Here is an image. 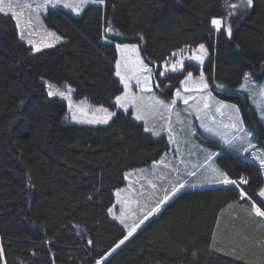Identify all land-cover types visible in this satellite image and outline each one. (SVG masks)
<instances>
[{"label": "trees", "instance_id": "trees-1", "mask_svg": "<svg viewBox=\"0 0 264 264\" xmlns=\"http://www.w3.org/2000/svg\"><path fill=\"white\" fill-rule=\"evenodd\" d=\"M237 2L104 0L77 15L49 8L43 21L62 41L39 51L18 37L11 14L0 13V264H94L125 236L108 213L114 190L127 170L157 160L168 142L113 102L122 91L114 41L137 43L158 67L177 48L203 43L205 77L227 87L214 85L213 92L236 103L264 141L255 109L233 91L247 72L263 75L264 0L232 9ZM213 18L224 21L220 30ZM109 26L121 35L106 32ZM197 69L187 62L182 72L156 74L158 92L171 98L185 73ZM42 77L71 84L76 99L116 115L107 124L66 121V102L47 95ZM217 153L218 166L229 178L245 177L242 189L264 210L261 167L230 150ZM243 202L235 185L184 189L102 264H264V222Z\"/></svg>", "mask_w": 264, "mask_h": 264}, {"label": "rangeland", "instance_id": "rangeland-1", "mask_svg": "<svg viewBox=\"0 0 264 264\" xmlns=\"http://www.w3.org/2000/svg\"><path fill=\"white\" fill-rule=\"evenodd\" d=\"M12 2L14 6L16 4H31V10L20 7H16L15 10L17 12L23 13L20 17V28H17L18 37L27 45L31 46L33 50L35 45H54L62 41L61 39L58 42L52 43V37H50L48 33L51 32L55 33L57 36L60 35L47 28L43 21V16L46 14L47 9L54 8L51 4H48L44 8L37 10L36 6L38 4H42L44 0H12ZM63 2L64 0H61V3L56 7L62 6L64 9L69 10L76 15L82 11L81 10L79 13H76L71 8L64 7ZM68 2L75 4L78 3L79 0H68ZM88 3L93 2L92 0H89ZM237 3L238 4L236 5L240 4L242 7H244L242 5V0H238ZM86 4L83 5L82 9ZM15 22L17 26V21L15 20ZM21 32L23 33V38H21ZM103 39L107 41L111 40L108 37L107 39ZM29 40L33 41V43L30 44L28 42ZM114 43L115 45L117 43L137 45L135 42L124 43L114 41ZM198 46L199 44L194 47L183 46L181 48H177L160 64V67L145 60L138 47L140 59H142L144 64L152 69V72L150 74H141L137 72L136 69L138 65L135 63H129L128 69L124 70V75L132 77L128 80L130 96H134L137 99H129L125 108H120L117 106L115 103V97L122 95L125 92V86L120 82L123 89L121 93L114 97L113 100L117 109H120L124 112H130L131 116L135 120L142 123L144 130L146 128L152 129L151 132L146 131L147 133H150L153 136L164 135L168 142V149L164 151L157 160L151 162L148 165L127 170L124 173L125 184L114 190V203L109 208H113L116 216L121 215V210L123 209L124 224H121V222L117 220L112 213H109V211L108 213L112 219L123 226L126 231L125 235H127L128 232V228L125 227V224H127L130 228L133 223H139V221L143 219V216L146 215L151 208L155 207L156 203L166 194V192L171 191L174 186L179 184L185 185V187L181 189L176 195L186 188L226 186L225 184L215 182L217 179H222L218 173H225L216 162V155L218 154L217 152L230 150L241 155L245 159L257 163L261 167L264 176V167H262L260 164V160L264 159V141H259L256 139L252 129L245 125L240 109L236 103L221 99L213 92L212 87L214 85L216 88H213L216 90H227V87L215 82H209L205 77L202 66L208 56V53L204 55L202 63L188 59V57L192 56L193 53L201 55V53L198 51ZM42 48L45 47H40V49ZM181 50H183L182 53ZM173 53L176 55L174 56ZM182 58L183 68L176 72H182L184 65L187 62L197 65L198 72L193 74L191 71H187L181 81L185 80L188 72H191V82L182 84L180 81L179 86L174 89L171 98H165L158 92V90H161L162 87H159L154 77L156 74L159 77H164L167 73H176L167 71L166 69L170 68L171 64L175 63L176 60ZM117 59H120V53L118 51L116 60ZM131 59L132 61L136 60L135 53L131 54ZM116 60L114 63L115 72ZM161 72H165V75L161 76ZM201 73L203 74L205 82H207L209 85L207 89H202L199 87ZM247 74L250 75V79L245 80L244 76L240 85L234 88L233 91L244 94L248 98L250 105L255 109L258 119L264 126V97L259 95V90L264 88V72L260 78L252 76L249 72H247ZM136 76H140L142 84L144 83L143 77H149L145 86L141 87L140 85H137ZM117 78L120 81V77ZM40 80L44 83L46 91H48L47 85L49 83L53 84L57 89L65 92L67 91L66 86H71L73 89V92L71 93V102L73 104L72 109L69 108V101L67 99L58 97L63 99L67 104V111L65 113L64 119L68 122L76 124H88L81 123L79 120L91 118L94 114V110L100 106H103L92 104L85 98L76 99L73 95L75 91L74 87L69 83L64 82L57 84L43 77L40 78ZM177 91L180 92L179 96H177ZM185 100L188 102L185 103ZM156 101H163V104H157ZM173 101H175V103H173ZM221 103L226 106L222 107ZM165 105H168L169 107H165ZM103 107L107 108L105 106ZM81 108L83 109L84 113L87 114L86 117L82 115L80 111ZM73 111L76 113L78 118L77 120L72 119ZM108 111L114 112L109 109ZM95 115L98 118H103L105 114L97 112ZM137 115L143 116V119L138 120L136 118ZM233 125H235V127H233ZM241 127H243L247 132L251 133V135L247 136L246 139H242L245 136V133L239 131ZM155 132H159V135H155ZM210 140L216 141L219 145H213ZM228 141H231V143H228ZM249 143L253 147L249 148L248 151L245 152L244 148H248ZM243 178L246 180L245 177ZM229 179L236 180L239 184L238 189H242L243 182L241 181V178ZM262 188H264V185ZM118 190L119 195H117ZM249 198L250 197L247 195L243 202H247V207L252 209L253 203L259 207L252 198ZM260 198L264 201V197ZM164 206H162V208ZM158 214H155L154 216ZM261 220L264 222V217H261ZM146 222L147 221H145V223ZM143 225H141V227ZM112 249L106 253L111 252L112 255L118 248L114 252L111 251ZM105 254L103 256H105ZM96 261L94 264H96Z\"/></svg>", "mask_w": 264, "mask_h": 264}, {"label": "snow or ice", "instance_id": "snow-or-ice-1", "mask_svg": "<svg viewBox=\"0 0 264 264\" xmlns=\"http://www.w3.org/2000/svg\"><path fill=\"white\" fill-rule=\"evenodd\" d=\"M89 0H79L78 3H70L68 2V0H64L63 2V6L66 8H71L74 12L79 13L82 10V7L84 4L88 3ZM93 3H98V4H103L104 0H92ZM61 3V0H44V2L42 4H38L37 10L44 8L46 5L51 4L52 7H56L58 4ZM242 5L245 8H250L253 5V0H242ZM16 7H20V8H26L31 10V4H16L14 6L12 0H0V13L3 14H11L12 18L15 19L17 21V28H20V17L22 16V12H17L15 9ZM230 7L232 9H236L237 7H239V5L236 4H232L230 5ZM211 24L214 26V28L216 30H220L222 28V25H224V21L220 18H213L211 20ZM106 32H115V30L109 26L106 30ZM225 31L227 32V34L229 36H231V32L232 29L230 26H227L225 28ZM115 34L117 36L121 35L119 32H115ZM48 35L50 37H52V43L58 42L60 41L62 38L60 36H57L55 33H51L49 32ZM21 38H23V33L21 32ZM105 39H107V37H104ZM30 44L33 43V41L29 40L28 41ZM52 46L51 44H43V45H35L34 46V51H39L40 47H50ZM116 50L120 53V59L116 60V72L115 75L117 77H120V82L124 84L125 86V92L122 95H118L115 97V103L117 106H119L120 108H125L126 107V103L129 101V99L131 100H135L137 99L134 96H130L129 93V85H128V80L131 79L132 77L126 76L124 75V70L128 69L129 63H135L136 65H138L137 67V72L139 73H151L152 69L149 68L146 64H144L143 60L140 59L139 57V52H138V46L135 44L129 45V44H123V43H117L115 45ZM198 51L199 53H201V55H197L195 53H193L192 56L188 57V59L191 60H195L198 61L200 63L203 62V58L204 55L207 54V49L205 48L204 44H199L198 46ZM183 52V50H181V53ZM135 53L136 54V60L132 61L131 59V54ZM173 55L175 56L176 54L173 53ZM183 68V58L176 60L175 63L171 64L170 68H167V71H172V72H176L179 71ZM161 76L165 75V72H161L160 73ZM149 79L148 76H144L143 77V81L144 83L142 84L141 78L140 76H136V83L137 85H140L141 87L145 86L147 80ZM250 79V75L249 74H245V80ZM192 80V73L188 72L186 78L184 81H181V83H187V82H191ZM67 87V91H61L59 89H57L53 84L49 83L47 85L48 91H47V95L51 98V97H61V98H65L69 101V108L72 109L73 108V104L71 102L72 97H71V93L73 92V89L71 88V86H66ZM199 87L202 89H207L209 87L208 83L205 82L203 74L201 73L200 79H199ZM222 87V86H220ZM243 87V85H242ZM189 90V89H186ZM180 95V92L177 91V96ZM259 95L261 97H264V88H261L259 90ZM185 103H187L188 101L185 100ZM21 103H23V101H21ZM157 104H163V101H156ZM173 103H175V101H173ZM207 106V105H205ZM222 107H225L226 105H223V103H221ZM165 107H169L168 105H165ZM234 107V106H232ZM82 115H84L86 117V113H84L83 109H80ZM104 113V117L103 118H98L95 113ZM116 113L115 112H109L107 108H104L103 106H100L98 108H96L94 110V114L92 115L91 118H86V119H81L79 120V122L81 123H88V124H107L109 122V120L112 119L113 116H115ZM138 120H142L143 116L137 115L136 117ZM72 119L73 120H77V116L75 111H73L72 113ZM233 127H235V125H233ZM145 131H149L151 132L152 129H145ZM240 132L245 133V136L242 139H246L247 136H250L251 133L247 132L243 127H241L239 129ZM155 135H159V132H155ZM228 143H231V141H228ZM253 147L250 143L248 145V148H244V151L247 152L249 148ZM260 164L262 167H264V159L260 160ZM127 175V174H126ZM219 176L222 177V179H217L215 180L216 183H222L225 185H235L237 188H239V184L236 180H231L228 178V176L225 173H218ZM241 181L244 184H247L248 181L245 180L243 177L241 178ZM185 187L184 184H179L177 186H174L173 189L169 192H166V194L156 203L155 207L151 208L146 215L143 216V219H141L139 221V223H133L131 225V227L129 228V226L127 224H125V227L128 228V232L127 235H125L123 237V239H121L116 245L115 247L111 250L112 252H114L117 248H119L121 245H123L126 241L129 240L130 237L133 236V234L137 231V229H139L141 227V225H143L145 223V221H148L150 217L154 216L155 214H158L161 212L162 206L166 205L174 196H176V194ZM117 195H119V190L117 191ZM259 197H264V188H261L259 193H258ZM240 196L241 198H245L247 196V194L243 191V189H240ZM250 199V198H249ZM229 207H232V205H229ZM109 213H112L115 218L117 220H119L121 222V224H124V214H123V209L121 210V215L116 216L113 208H109L108 209ZM251 212L254 213L256 216L259 217H264V210H262L260 207H257L255 205V203L252 204V209ZM78 227V226H77ZM213 240H215V236L213 237ZM89 244L92 243L91 240L88 241ZM111 255V252L106 253L105 256H102L100 259H98L96 261V264H102V261H106L107 257ZM3 257V249L0 248V258Z\"/></svg>", "mask_w": 264, "mask_h": 264}]
</instances>
